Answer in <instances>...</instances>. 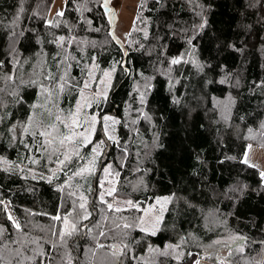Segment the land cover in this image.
Listing matches in <instances>:
<instances>
[{
    "label": "trees",
    "instance_id": "trees-1",
    "mask_svg": "<svg viewBox=\"0 0 264 264\" xmlns=\"http://www.w3.org/2000/svg\"><path fill=\"white\" fill-rule=\"evenodd\" d=\"M53 1L0 0V157L9 162L0 163V199L9 205L0 206V227L6 229L0 235V264H61L65 252L72 264H117L111 249L98 248L92 239L95 228L90 234L82 229L58 251L48 243H58L49 229L55 224L59 230L60 222L51 216L71 208L70 191L87 196L92 217L84 223L90 227L105 214L135 225L141 212H110L98 200L107 163L120 173L108 177L115 180V199L143 208L159 197L171 198L156 235L139 226L125 230L131 253L121 257L124 264H264V179L259 168L241 162L249 144H264V86H258L264 82V0H141L136 12L141 19L135 17L126 44L115 35L102 0H67L64 15L49 24ZM61 36L65 41L57 43ZM113 67L106 99L98 106L93 102L89 111L118 118L119 143L107 141L98 124L94 141L105 140L107 147L97 171L74 177L72 188L60 191L67 177L58 174L52 183L40 178L50 176L56 164L24 147L21 140L34 141L23 127L30 116L55 122L41 105L53 113L74 110L82 81L91 79L88 71L97 81ZM65 72L71 87L60 91ZM92 86L96 92L97 84ZM91 148H82L85 159L74 158L68 175L86 164ZM31 156L40 163H29ZM234 236L246 239L231 249L242 244L244 252L228 256L223 242ZM99 242L121 241L101 237ZM149 247L159 251L150 253ZM37 248L48 255L35 256Z\"/></svg>",
    "mask_w": 264,
    "mask_h": 264
},
{
    "label": "snow or ice",
    "instance_id": "snow-or-ice-1",
    "mask_svg": "<svg viewBox=\"0 0 264 264\" xmlns=\"http://www.w3.org/2000/svg\"><path fill=\"white\" fill-rule=\"evenodd\" d=\"M110 4V0H104V7L108 8ZM114 13V9H110ZM58 17L64 15V11L60 10L56 13ZM137 20L141 19L138 15L136 17ZM49 24H52L53 21H48ZM201 28L203 25L200 26ZM99 31V29H96ZM131 33H129L130 35ZM145 35L147 33L145 32ZM65 37L61 36L58 38L57 43H62L65 41ZM191 43V41H189ZM181 58H173L171 60L172 64H178L181 62ZM97 66L94 64L93 68ZM115 71V67H113L112 71H104L103 77L111 79L112 72ZM89 78L93 77V72L91 70L87 73ZM68 73L65 72L63 76L59 77V83L57 85L60 91H63L66 86L71 87L68 81ZM48 80H53L52 76L47 77ZM223 83V81H221ZM34 83V82H33ZM100 83H105L104 80H101ZM91 83L90 81L83 82V87L80 89V97L81 99L77 102L74 110H69L67 114L63 112V110L57 109L55 113L48 109L46 105H41V107L45 108L48 112L49 116L54 118L53 123H45L44 120H37L34 117H29V120L23 127V133L29 135L33 139L32 144L25 143L23 140L20 142L24 144V147L28 149L29 152H41L47 157L49 163H55V168H50L49 172L51 173L50 176L44 177L41 176V179H46L49 183L53 182V179H59L58 174H64L67 178L66 180L59 186V190L63 191L65 186L69 189L72 188L71 181L74 177H83L86 178L87 175H94L97 171V162L100 157L105 155V148L107 145L105 144V140H95L94 138L96 135L97 125H100V131L104 135L107 141H111L112 143H119L118 137L114 134L115 132V125L119 124L120 121L116 120L112 116L104 115L99 116L98 113L93 112L91 115L87 114L86 109L91 108L93 102L99 105L100 99H106L107 96V89L105 88L103 91H98L95 93L93 97H86L84 95L85 89L90 88ZM264 86V82H261V85ZM47 93L49 98L52 97L53 92L48 89H43ZM141 102L143 103V94H141ZM35 107V106H34ZM53 107H56L53 104ZM146 119L149 117L145 116ZM34 126V127H33ZM264 127V125H262ZM110 129L112 130L113 134H110ZM15 132V127L12 129ZM252 131L251 129L249 130ZM15 139V136L13 137ZM88 145H92L91 148V158L87 159V162L84 166L79 167L77 170L73 171L71 175H68L65 169L68 165L72 164L74 158L78 160H84L85 157L81 156L82 148L87 147ZM259 147L264 148V144L259 145ZM125 153L127 152V148L122 149ZM253 151V146L249 144L247 149L244 153L242 158V163L246 165H250L253 168H259V165L256 163H252L250 159V153ZM52 157L56 159L53 161ZM234 159V158H233ZM0 163L8 164L9 162L0 157ZM29 163L31 164H39L40 159L31 156L29 157ZM8 170V169H6ZM23 171V169H21ZM29 172H32V169H28ZM104 174V179L99 182V187L101 191L98 192V200L106 206L107 210L110 212L115 213H122L126 210L135 209L142 213L140 217L137 218L135 225L128 223L127 218L120 216L116 217L113 216L111 219L108 215H102L98 221L92 222V226L90 227L89 224H85L84 221L91 220L92 212L88 209V199L83 193L78 195L77 191H70L68 196L71 199V208L63 215L57 214L51 216V220L54 222H60L59 230H54L56 228L55 224L49 229L51 231L52 236L57 237L58 243L49 241L48 243L51 244L53 249L59 250V247L67 246V241L72 236L79 233L82 229H87V233H92L93 228H95L96 234L92 237V239L96 242L98 248H105L108 247L111 249V254L113 257L117 259V264H124V261L121 257H126L131 253V247L128 243L124 241L128 239V232L125 230L132 229L134 226H139L140 230L151 235H156V229L158 225L161 223L163 217V205L170 202V197L164 198H157L154 204H149L146 207L141 208L139 202H134L132 200L123 201L125 207L119 206V202H115V194L117 192L116 187L114 186L115 180H108V177H118L120 175L119 172H114L112 169V164L107 163L101 169ZM261 178H264V171L260 173ZM33 179H36V175L33 173ZM105 183H108L110 186L105 187ZM79 185L77 188L79 189ZM87 192H91V187L86 189ZM105 197H112L113 202H109V200L105 199ZM0 206H3L5 209L9 207L4 200L0 199ZM159 206V208L157 207ZM103 212V209L100 210ZM46 215V214H45ZM8 219L11 221L13 226L17 229L22 231V226L18 222L17 219L13 217L11 213H8ZM105 222H110V226H108ZM107 227V230H105ZM6 229L0 227V235L5 232ZM103 237L105 240L109 239H116L120 237V243H113L105 245L104 243L99 242V238ZM245 237L241 236H234L230 237L228 241L223 242L225 248H229L228 256L233 255V252L243 253L244 246L238 245L235 249H231V245L236 244L237 241L245 240ZM183 242V241H182ZM14 243H19L18 241H14ZM31 244L33 245H40V241L38 240H31ZM213 243L221 244V240H216ZM264 243V242H262ZM169 248L175 249L179 248V245H169ZM148 251L157 252L158 249H154L149 247ZM17 255H20L21 252L18 249ZM162 255H167L168 253L165 251L161 253ZM35 256L45 257L48 254L45 253L42 248H37L34 252ZM132 259L136 260H144V257H136L132 256ZM181 258V254L176 255V259L179 260ZM26 259H33V257H26ZM51 260L52 258L49 257ZM19 264V262H18ZM43 264V260H42ZM61 264H72V258L69 253L65 252L64 256L62 257ZM146 264H152L151 261H146ZM195 264H200L199 260L195 261Z\"/></svg>",
    "mask_w": 264,
    "mask_h": 264
},
{
    "label": "rangeland",
    "instance_id": "rangeland-1",
    "mask_svg": "<svg viewBox=\"0 0 264 264\" xmlns=\"http://www.w3.org/2000/svg\"><path fill=\"white\" fill-rule=\"evenodd\" d=\"M140 2L141 0H110L109 7H112L116 12L115 20H114V23L112 24L114 28V33L122 44H126V42L128 41L129 33L133 26V23L136 17V12H137ZM66 3H67V0H54L51 6L50 12H49L48 20L51 21L58 11L60 10L64 11L66 7ZM109 17H111V13H109ZM111 20H112V17H111ZM101 80H104L105 83L103 84L100 83ZM89 81L91 83V86L90 88L85 89L84 95L86 97H93L96 92L103 91L105 88L107 89V93H108V89L110 88L111 86L110 84L112 82V75H111L110 80L102 76L97 81H95V77L91 78ZM83 82L85 81L84 80L82 81L81 88L83 87ZM94 83L97 84V88H95L97 89L96 92H94V87L92 86L94 85ZM80 99L81 97L77 98L76 101L74 102V105H73L74 109H75L77 102ZM86 112L89 115L92 114V112L89 111V108L86 109ZM108 116H112V115H108ZM112 117L118 120L117 117L115 116H112ZM116 126L117 125H115V132H114L115 135H116ZM110 134H113L111 129H110ZM252 146H253V151L250 153L251 162L258 164L260 171H264V148H261L257 145H252ZM108 180H113V178H109ZM109 186L110 185L108 183H105L106 188ZM159 198H164V197H159ZM126 200H129V199H115V202H119V206L125 207V205L123 204V201H126ZM157 207L159 208V206ZM165 210H166V204L163 205V214ZM200 264H213V263L207 262L205 260H200Z\"/></svg>",
    "mask_w": 264,
    "mask_h": 264
},
{
    "label": "water",
    "instance_id": "water-1",
    "mask_svg": "<svg viewBox=\"0 0 264 264\" xmlns=\"http://www.w3.org/2000/svg\"><path fill=\"white\" fill-rule=\"evenodd\" d=\"M103 5H104V0H102V6H103ZM103 8H104V10H105L106 13H111L112 24H113V23H114V20H115V14H116L115 10H114V13H113L112 11H110V9H113L112 7L105 8V7L103 6Z\"/></svg>",
    "mask_w": 264,
    "mask_h": 264
}]
</instances>
